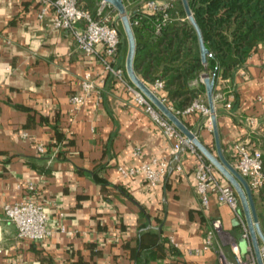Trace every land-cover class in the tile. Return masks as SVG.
<instances>
[{
  "label": "crops",
  "instance_id": "obj_1",
  "mask_svg": "<svg viewBox=\"0 0 264 264\" xmlns=\"http://www.w3.org/2000/svg\"><path fill=\"white\" fill-rule=\"evenodd\" d=\"M41 8L40 0H0V264H226L219 248L229 260L234 239L249 251L241 206L235 211L214 193L203 206L196 154L183 144L171 155L176 139L137 100L129 77L116 79ZM126 55L123 42L125 70ZM88 71L101 95L75 107L70 97L82 92ZM217 88L233 95L231 108L221 101L215 108L223 152L235 165L237 141L259 146L264 138V43ZM189 121L216 151L203 116ZM153 158L170 162L156 186L143 173L119 170ZM30 200L44 207L53 229L40 241L20 238L4 213L6 204ZM258 208L264 213L263 203ZM212 226L214 246L197 251Z\"/></svg>",
  "mask_w": 264,
  "mask_h": 264
},
{
  "label": "built area",
  "instance_id": "obj_2",
  "mask_svg": "<svg viewBox=\"0 0 264 264\" xmlns=\"http://www.w3.org/2000/svg\"><path fill=\"white\" fill-rule=\"evenodd\" d=\"M123 1L131 24L133 22L137 23L143 17L155 16L156 32H159L166 23L172 20L188 19L187 15L185 17L180 15L177 5L178 0ZM40 2L42 3L40 16H43L48 10H52L54 14L53 24L56 28L72 33L76 38L78 47L83 52L97 55L106 71L119 81L128 83L127 72L122 67L123 65H121L120 61L122 44L124 42V36L119 25L121 18L117 8L113 4L108 0H100L96 15H94L89 9L81 6L80 0H40ZM99 46H102V53H100ZM219 72H213L212 74L203 73L194 81V84H198L199 82L204 83L206 76L215 79L217 75L219 77ZM154 87L155 89L162 88L163 82L157 79ZM134 88L137 100L145 105L146 111L151 115L153 120L163 129L167 136L176 139L171 148V155L178 154L185 142V136L139 89ZM153 91L155 92V90ZM93 93L97 97H100L101 90L96 86L91 72L88 71L82 78V92L73 94L70 97V101L75 107H78L83 105ZM232 97L233 95L229 98L228 95L222 92L214 94V100L223 102L227 108L232 106ZM194 111L200 112L204 118V123L212 129L211 111L206 93L204 96L196 98L184 110H178L182 114H189ZM251 121L254 122L253 119ZM187 146L197 156L195 170L196 186L203 206L207 207L209 205L210 194L214 193L220 203L228 204L233 210L237 211L240 208V201L231 184L219 174L214 165L192 143L187 144ZM38 149L40 152L45 151V147L42 145ZM235 149L238 160L234 166L247 179L252 191L257 192L264 186L262 149L259 146L252 145L249 140L237 141ZM140 150V147H136L137 153ZM169 167L170 162L167 158H153L151 161L145 162L140 166L129 168L120 166L119 170L126 176L143 173L149 184L156 186L166 178ZM176 168L181 170L182 165L178 163ZM4 213L8 219L16 224L18 236L22 239L40 241L51 236L53 233V229L49 226L48 213L40 203L33 200L6 204L4 206ZM216 234L217 228L215 226L209 227L206 232L205 242L197 251L212 248L215 244ZM244 235L248 237L246 225ZM231 246L238 264H257L251 247L243 257L239 244L235 239L231 240ZM260 249L264 260V242H261ZM219 253L226 264H234L227 259L222 247L219 248Z\"/></svg>",
  "mask_w": 264,
  "mask_h": 264
},
{
  "label": "trees",
  "instance_id": "obj_3",
  "mask_svg": "<svg viewBox=\"0 0 264 264\" xmlns=\"http://www.w3.org/2000/svg\"><path fill=\"white\" fill-rule=\"evenodd\" d=\"M99 1L80 0V4L96 15ZM188 1L209 49L206 63L201 60L197 31L187 18L172 20L159 32L155 31V16L143 17L137 23L133 22L132 27L137 43L134 59L137 74L191 128L189 118L201 120V113L182 114L178 110H184L196 98L205 95V84H194V81L203 73L220 71L219 77H215L216 95L220 80H233L237 70L247 66L248 58L259 44L264 43V0ZM177 5L180 15L185 17L180 0ZM120 29L127 54L128 42L123 28ZM157 79L163 82L162 88L155 89ZM58 137L59 141L63 138L60 133ZM259 147L264 160V138ZM253 195L257 208L260 202L264 204V186L257 192L253 191ZM258 215L264 232V213L259 208Z\"/></svg>",
  "mask_w": 264,
  "mask_h": 264
},
{
  "label": "water",
  "instance_id": "obj_4",
  "mask_svg": "<svg viewBox=\"0 0 264 264\" xmlns=\"http://www.w3.org/2000/svg\"><path fill=\"white\" fill-rule=\"evenodd\" d=\"M113 4L121 18L125 37L128 42V50L126 55V72L131 80L140 92L145 95L156 107L163 113L185 136L184 146L192 143L205 157L209 160L219 172V174L226 179L228 183L236 191L241 210L244 215L245 223L248 229V238L250 247L255 255L257 264H264V260L261 254L260 244L264 242V232L261 226V222L258 215V208L254 199L253 191L247 181V179L239 172V170L231 164L222 149L219 127L217 122L215 100H214V87L215 79L209 76L205 77L204 84L206 89V96L208 105L211 111L212 130L214 133L216 151H213L187 124L178 116L173 109L165 103L137 74L134 67V59L136 54V36L130 22V19L126 13V8L123 0H108ZM183 9L194 28L197 31L200 54L202 62L206 63L209 49L206 47L203 39L202 31L192 13L188 0H180Z\"/></svg>",
  "mask_w": 264,
  "mask_h": 264
},
{
  "label": "rangeland",
  "instance_id": "obj_5",
  "mask_svg": "<svg viewBox=\"0 0 264 264\" xmlns=\"http://www.w3.org/2000/svg\"><path fill=\"white\" fill-rule=\"evenodd\" d=\"M119 25L121 28H123L121 21H119ZM239 248H240V252H241L242 256L244 257L245 254L247 253V248H246L245 244L244 243L239 244ZM231 257L232 258L228 257L229 261H232L234 264H238V262H236L235 256L232 255Z\"/></svg>",
  "mask_w": 264,
  "mask_h": 264
}]
</instances>
